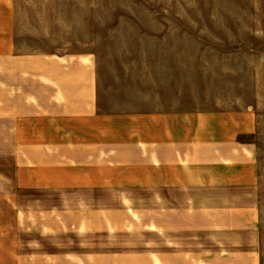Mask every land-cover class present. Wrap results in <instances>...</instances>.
Returning <instances> with one entry per match:
<instances>
[{"label": "crops", "instance_id": "obj_1", "mask_svg": "<svg viewBox=\"0 0 264 264\" xmlns=\"http://www.w3.org/2000/svg\"><path fill=\"white\" fill-rule=\"evenodd\" d=\"M23 29L0 0V264H264L261 106Z\"/></svg>", "mask_w": 264, "mask_h": 264}, {"label": "rangeland", "instance_id": "obj_2", "mask_svg": "<svg viewBox=\"0 0 264 264\" xmlns=\"http://www.w3.org/2000/svg\"><path fill=\"white\" fill-rule=\"evenodd\" d=\"M15 1L32 49L92 54L147 84L172 85L184 64L191 105L243 98L264 116V0ZM259 150L264 237V134Z\"/></svg>", "mask_w": 264, "mask_h": 264}]
</instances>
